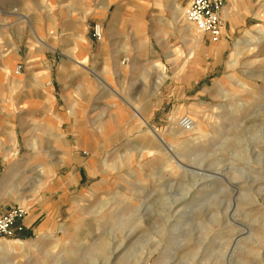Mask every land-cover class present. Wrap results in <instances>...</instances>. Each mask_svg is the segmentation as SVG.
I'll use <instances>...</instances> for the list:
<instances>
[{
  "label": "rangeland",
  "instance_id": "obj_1",
  "mask_svg": "<svg viewBox=\"0 0 264 264\" xmlns=\"http://www.w3.org/2000/svg\"><path fill=\"white\" fill-rule=\"evenodd\" d=\"M170 1L0 0V212L28 199L0 264H264V0L230 43L202 33L195 49ZM82 38L86 66L74 60ZM12 57L22 84L3 74ZM45 73L53 114L2 106ZM180 106L202 133L178 136ZM16 240L25 247L3 246Z\"/></svg>",
  "mask_w": 264,
  "mask_h": 264
},
{
  "label": "crops",
  "instance_id": "obj_2",
  "mask_svg": "<svg viewBox=\"0 0 264 264\" xmlns=\"http://www.w3.org/2000/svg\"><path fill=\"white\" fill-rule=\"evenodd\" d=\"M170 7L172 8L174 19L176 22L180 25V29L182 32H184L186 39L192 46V49H195L199 44L202 43L203 35L197 32V30L189 24V22L186 20L185 16L181 14L179 8H181V1L180 0H171L170 1ZM256 7L255 0H228L223 11H222V17L224 19V25L221 30L220 39L227 45V43H230V39L233 33L239 28V26L242 24V20L247 19L250 17V11ZM249 8V9H247ZM135 28L138 32V34H141L143 37L142 43L145 45L147 44V37L145 35L144 29H145V23L143 21H137L135 23ZM143 28V29H142ZM191 28V29H190ZM244 42V40L238 41L236 44V48L234 49V52L231 56L230 62L232 64H235L238 58V44L241 46V44ZM224 44V45H225ZM79 48L77 51L73 52L75 57V63L78 65H87L89 61L88 57V48L84 44L83 38L79 40ZM50 48L52 50L56 49L55 45H51ZM242 48V47H241ZM126 49V44L125 48ZM40 58L41 56H37L36 59L33 61L36 62L35 68H40ZM16 57L7 58L4 60L3 64V74L6 77H9L10 80L15 84H20L23 82L22 79V73L18 74L14 72V69L16 67ZM63 69V67H62ZM61 69V70H62ZM37 73L40 70H35L33 73ZM106 72V79L107 81L112 85V80L110 77V68L107 66L105 67ZM56 80H53L51 76H49V73H45L42 75L35 76L32 75V79L30 81L25 82L18 90L19 94L14 95H2V106L6 108V110H9L8 112H11L14 108H21L25 112L30 113L33 117H39V116H47L48 114H53L52 110L55 108V87H56ZM22 84V83H21ZM58 84V83H57ZM67 84V82L64 80V86ZM14 85V84H13ZM92 83L90 81H86L80 85V91L83 92L84 95H89L92 92H94L95 88L92 87ZM14 87V86H13ZM11 93V92H10ZM73 96V92L71 93ZM80 104V103H79ZM11 110V111H10ZM22 110V112H23ZM6 113L3 112L2 109V119L3 117L8 116L12 113ZM186 112V108L183 106L178 107L176 110V115H183ZM121 115H124L121 113ZM9 117V116H8ZM6 121V120H5ZM8 121H12L11 119H8ZM3 122V121H2ZM17 122V120L15 121ZM19 122V121H18ZM145 123H147V119L144 120ZM43 123L48 127L51 128L54 132V134L58 137H64V132L62 131V128L60 125L53 121V119L49 118L43 121ZM174 130L176 133L181 135L179 129V124L177 123L176 117L174 118ZM152 134L159 135L155 130H151ZM150 132L144 133L141 135V139H146L151 135ZM159 137H161L159 135ZM179 140H181V137H178ZM6 142L2 141V144H5ZM18 143L14 141L13 148L17 150ZM112 168H114L112 166ZM28 199L23 198L19 200V203L24 205L28 201ZM11 206V205H9ZM8 208H5L3 211H5ZM1 213V212H0ZM27 219V218H26ZM25 219V221H26ZM47 220L44 221L42 225L39 226V230H41L44 226H47ZM33 221L27 222V227L32 229Z\"/></svg>",
  "mask_w": 264,
  "mask_h": 264
},
{
  "label": "built area",
  "instance_id": "obj_3",
  "mask_svg": "<svg viewBox=\"0 0 264 264\" xmlns=\"http://www.w3.org/2000/svg\"><path fill=\"white\" fill-rule=\"evenodd\" d=\"M185 16L199 32L209 34L218 39L224 25L222 11L228 0H185ZM97 37H101L100 25L94 28ZM18 71L20 66L17 67ZM179 125L185 131H193L195 122L189 115H183L178 120ZM27 208L24 205H15L0 213V238L15 237L26 229L25 219Z\"/></svg>",
  "mask_w": 264,
  "mask_h": 264
},
{
  "label": "bare ground",
  "instance_id": "obj_4",
  "mask_svg": "<svg viewBox=\"0 0 264 264\" xmlns=\"http://www.w3.org/2000/svg\"><path fill=\"white\" fill-rule=\"evenodd\" d=\"M178 11H180L181 12V14L182 15H184L185 16V10L183 9V8H179V10ZM186 17V16H185ZM187 20V19H186ZM188 21V20H187ZM189 22V21H188ZM189 24H191L196 30H197V32H199L198 31V29L192 24V23H190L189 22ZM143 29V28H142ZM191 29V28H190ZM200 34H202L201 32H199ZM39 39H40V36H39ZM15 72L16 73H18V74H20L21 72L20 71H18V69H17V66L15 67ZM189 116H191L190 114H188ZM192 118H193V116H191ZM179 120V119H178ZM193 120H194V118H193ZM194 122H195V120H194ZM178 124H179V122H178ZM180 126V125H179ZM183 131H184V129H183ZM192 133H197V134H200V133H202V124L200 123V122H195V129L193 130V131H191ZM192 135V134H191ZM3 246H5V247H12V249H14V250H18V249H22L23 248V246H24V243H21L20 241H18V240H16V241H3ZM25 247V246H24Z\"/></svg>",
  "mask_w": 264,
  "mask_h": 264
}]
</instances>
